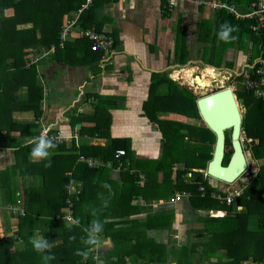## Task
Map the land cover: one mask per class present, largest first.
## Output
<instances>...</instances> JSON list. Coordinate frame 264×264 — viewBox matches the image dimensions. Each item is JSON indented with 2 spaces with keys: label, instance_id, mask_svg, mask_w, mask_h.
Segmentation results:
<instances>
[{
  "label": "trees",
  "instance_id": "1",
  "mask_svg": "<svg viewBox=\"0 0 264 264\" xmlns=\"http://www.w3.org/2000/svg\"><path fill=\"white\" fill-rule=\"evenodd\" d=\"M117 1L93 0L83 7L85 0H0V105L6 102V117L12 126L0 127V146L16 149L15 164L0 173V190L7 200L5 205L0 201V210L5 206L4 210L10 214L14 226V229L0 235V264H124L127 258L136 257L140 258L141 264H168L169 257L175 254L178 264H247L246 261L264 264V96L257 97L255 88L238 85L235 94L244 110L242 130L245 138L252 140L251 152L260 166L252 180L246 183L241 195L227 204L224 199L226 193L221 188L213 187L204 172L206 163L212 157L215 135L205 125L196 123L197 119H201L196 96L170 79L168 72L151 74L141 106L143 115L161 136L158 167L164 169L168 165L171 172L174 169L180 188L178 192H189L183 198H188L193 208L205 211L199 219L203 224L201 229H197L199 240L193 247L169 249L156 242L146 231H124L126 228L114 231L111 227L114 224H133L131 220H104L109 218L104 211L114 208L110 207L111 203L123 207L129 200L108 198L114 190L110 180L104 187L103 192L106 193L99 192L106 194L105 197L94 200L92 209L84 208V204H88L85 195L90 188L96 187L94 179L106 175L112 167L120 168L122 178L128 176L131 179L137 175L131 166L126 165L130 163L128 158L133 152L131 139L112 137L108 127L111 119L101 118V115L110 114V101L115 97L107 100L105 96L95 95V113L79 116L81 123H94L81 127L80 135L108 137L106 145L80 144V147H76L73 144L75 135L65 136L51 130L41 136L43 128L38 121L43 114L46 88L41 83L43 75L39 64L49 61L79 66L107 57L117 45L115 33H110L113 38L111 48L92 50L91 40L81 32L94 28L97 33L106 34L102 28L104 17L100 12L106 4ZM228 1L249 5L252 0ZM161 7L166 8L164 12L171 10L167 0H161ZM223 15L234 20L239 27L241 25L240 32L256 35L248 26L243 27L247 25L246 22L235 20L224 10ZM71 23V31L62 41V30ZM74 28L77 31L74 32ZM258 32L253 37V46H264V27ZM80 51L82 55L78 56ZM176 56L180 65L186 62L180 44L177 45ZM205 63L214 65L211 60ZM261 65L264 66V63ZM190 70L193 68L186 71ZM186 71H183L184 74ZM214 72L212 67L206 66L200 73L206 79H211ZM257 78L254 75L252 80L257 81ZM21 87H26L25 100H21L19 95ZM88 97L83 96V101ZM79 106L73 105L71 111H77ZM18 110L31 112L35 121H13L11 113ZM163 112H173L184 119L161 118ZM57 134L62 136L60 141ZM43 143L50 154H43L40 147ZM120 149L124 150V154L116 157V151ZM41 154L40 159L33 158ZM229 154L223 164H226ZM80 156H98L111 161V167L88 168L78 161ZM10 171L16 174L14 183L8 173ZM29 177H38L40 181L29 184ZM71 177L82 182L83 187H77L80 194L77 199V194L67 188ZM132 187L133 191L138 188ZM217 194L222 197L219 198ZM95 209L101 213L90 215V211L93 213ZM109 238L113 239V248L107 253L102 252L97 242Z\"/></svg>",
  "mask_w": 264,
  "mask_h": 264
},
{
  "label": "crops",
  "instance_id": "2",
  "mask_svg": "<svg viewBox=\"0 0 264 264\" xmlns=\"http://www.w3.org/2000/svg\"><path fill=\"white\" fill-rule=\"evenodd\" d=\"M167 1L170 4L169 9H171L169 12H164L166 8L161 7V0H118L106 4L103 11L100 12L101 16L104 17L102 28L112 41L113 38L110 33H115L118 42L108 56L101 61L96 59L90 64L79 66H71L65 63L56 64L49 61L39 64L40 72L43 75L41 83L46 88V94L42 102L43 114L38 123L43 130H49V132L51 130L54 133L60 132L65 136L75 135L73 144L76 147H80V144L88 146L106 145L108 137L80 135L81 127L92 126L94 123H81L79 116L84 113L89 115L95 113V95L105 96L104 99L107 100H112L115 97L110 101L112 105H109L110 114H106L104 117L101 115V118L107 119L109 117L111 119L108 127L112 137L131 139L133 152L130 154V159L128 158L130 163L127 162L126 165L127 167L131 166V170L137 175L131 179L128 176L122 178L119 175L120 168L112 167L113 169L108 170L106 175L102 174L94 179V182H97L96 187L90 188L85 195L88 204H84V208L92 209L94 200L105 197L106 194H103L106 193L103 192L105 191L104 187L110 180L112 185L110 186L114 187V190L109 193L111 195L108 198L129 200L123 207L119 204L117 207L111 203L110 207L113 206L114 208H108L104 211V214L109 216L104 220L109 222L131 220L133 224V226L131 224L124 226L114 224L111 226L114 231H122L123 228H126L124 231H146L155 238L156 242L168 246L169 249L173 247L181 249L185 246L193 247L195 242L199 240L197 229H201L203 226L199 219L205 214V211L193 208L188 198H183L179 202H171V197L180 188L175 180L174 169L171 172L168 165L164 169L158 167V158L161 154V136L159 131L147 121L141 106L146 96L151 74L153 72H168L170 75L171 72L179 70L178 67L183 66L180 65L176 56V48L180 44L183 56L186 58V64L192 60H195L194 62L198 60L204 66L212 67L215 70H225L227 77L233 78L235 82L234 91L238 85L246 88V78L241 75L243 67L259 62L264 63L263 44L253 46V37L257 36L258 31L264 26L258 30H253V19H239L227 10L214 8L211 3L215 0ZM231 3L235 4L240 11H247L255 3V0H252L249 5ZM223 10L235 20L246 22L247 25L243 27L247 28L248 26L256 35L245 31L240 32L239 29H242V26L239 27V24H236L234 20L226 18L223 15ZM73 31H77V28H74ZM69 39L73 40L72 37ZM77 55L81 56L82 52L80 51ZM206 60L213 61L214 65H207ZM190 68L193 70L186 71L189 68L184 69L186 71L184 75L195 70V66ZM238 79L240 81H237ZM19 92L21 100H23L26 87H21ZM86 95L89 97L83 101V96L85 98ZM255 95L260 96L256 93ZM5 103L0 105V127L2 125L11 126L6 117ZM75 104H80L79 109L82 112L79 109L71 111ZM11 115L15 122L35 121L34 115L24 110L12 112ZM160 117L164 118L165 116L161 115ZM165 118L170 120L184 119L183 116L173 112L168 113ZM105 123L107 124L106 121ZM77 124H80L79 128H77ZM4 132L1 131V133ZM14 132L18 133L15 130ZM43 135L42 132L41 136ZM40 147L44 155L51 153L46 150L44 143ZM15 150V147L0 146V173L15 164ZM41 156L42 154L33 156V158L40 159ZM88 157L102 160L98 156ZM103 161L105 162L104 165L97 168L111 167V161ZM251 163L248 168V178L237 180L240 185L250 182L253 175L258 171L260 162L252 157ZM86 166L92 168L87 164ZM133 171L131 172L133 173ZM169 171L171 175H169ZM8 173H10L14 183L16 174L13 171ZM71 179L76 188L83 187L80 180L71 177L69 181ZM39 181L40 178L38 177H29L28 179L29 184H38ZM100 184L101 186L98 187ZM132 186L138 187L136 191H133ZM139 189L142 190L137 192ZM79 195L78 193L76 199ZM0 201L4 205L7 201L1 190ZM128 202H130L129 205H127ZM99 208L102 207L99 206ZM4 209H6L5 206ZM4 209L0 210L1 236L7 230L14 229L13 220ZM99 213L101 211L95 209L93 213L90 211L89 214ZM110 216L115 217L110 218ZM146 221L148 224H145ZM112 240L111 238L99 239L97 242L99 243L97 244L99 250L105 253L110 251L114 245ZM196 247L200 249L199 246ZM192 260L195 261L194 258ZM141 263L140 258L136 257L127 258L124 264ZM168 264H178L177 254L169 257Z\"/></svg>",
  "mask_w": 264,
  "mask_h": 264
},
{
  "label": "water",
  "instance_id": "3",
  "mask_svg": "<svg viewBox=\"0 0 264 264\" xmlns=\"http://www.w3.org/2000/svg\"><path fill=\"white\" fill-rule=\"evenodd\" d=\"M196 106L204 125L215 135L212 157L206 167V175L217 181L232 183L249 168L247 154L242 143L243 109L231 86L219 88L197 98ZM80 124H77V128ZM227 133L232 152L226 164Z\"/></svg>",
  "mask_w": 264,
  "mask_h": 264
},
{
  "label": "built area",
  "instance_id": "4",
  "mask_svg": "<svg viewBox=\"0 0 264 264\" xmlns=\"http://www.w3.org/2000/svg\"><path fill=\"white\" fill-rule=\"evenodd\" d=\"M93 0H85V4H83V7H87L92 3ZM211 6L218 9H224L227 10L229 13L233 14L236 18L239 19H253L254 23L252 24L253 30H258L262 26H264V0H255V3L250 7L247 11H240L235 4L229 2L228 0H215L211 3ZM72 23L65 27L62 30V33L60 35L61 40L67 39L66 34L69 33L71 30ZM81 34L86 35L92 42V50H98L103 48H109L113 41L112 39L104 34V33H97L94 28L87 29L85 31H82ZM241 75L246 78V87L247 88H255V93L258 95H264V66L261 65V63H257L255 65H245L241 71ZM254 75H257V81H253L252 78ZM81 112V109L79 110ZM48 130H43V134L46 135ZM60 141L62 139V136L60 134H57L56 136ZM249 141H252L251 139H248ZM124 154V150H117L116 151V157L118 155ZM79 161L82 163L87 164L89 167L95 168L101 165H104L103 160H99L95 157H85L80 156ZM247 182L241 184V186H238V188L233 189L232 191L222 189V192L226 193L225 200L227 204H231L238 196L241 195V193L244 190V187ZM217 187V186H213ZM68 189L70 192L78 194L79 190L74 186V182L71 179L68 184ZM202 189V188H201ZM190 193L187 191H181L176 196L171 198V202L179 201L184 196H188ZM219 198L222 196L217 194ZM247 264H263L259 262H253V261H246Z\"/></svg>",
  "mask_w": 264,
  "mask_h": 264
},
{
  "label": "rangeland",
  "instance_id": "5",
  "mask_svg": "<svg viewBox=\"0 0 264 264\" xmlns=\"http://www.w3.org/2000/svg\"><path fill=\"white\" fill-rule=\"evenodd\" d=\"M198 59H201V58H198ZM194 61L195 60H192V61L188 62L187 64L184 63L182 67H178L179 70L174 69L175 71L171 72L170 75H168V77L170 79H173L180 86L185 87V88L189 89L190 91H192V93L196 96V100H197V98L203 96L204 94L211 93V92H213L219 88H222V87H225L228 85L231 86L233 89L235 88V82L233 81V78L227 77L225 70H218V69L215 70L214 68L213 69L216 71V74L219 75V77H217V80H214L212 78L211 79L208 78L209 84L207 86H205L204 88L200 89V87H198L197 85L189 83V81H187L185 79L186 77H185L184 72H183L184 69L195 66V70L193 71V74L198 75V74H200L202 69L206 67L202 63L198 62V60H196V62H194ZM237 81H240V80L238 79ZM161 115L166 117L168 115V113L163 112V113H161ZM196 123L198 125H203V123L200 119H197ZM242 143H243L244 150H245L247 157H248V162H249V164H252L251 162H252L253 155L251 152V141H249L248 139L245 138L244 131L242 133ZM227 151L230 153L232 152L231 146L227 147ZM208 162L206 163V167L208 165ZM248 176H249V169H247L242 174V176H240V178H238L237 180H241V179L244 180V178H248ZM211 179L212 178L208 177V180L212 186H217L218 188L229 190V191H232L233 189L238 188V186H241L237 180H235L232 183H224V182H220V181H213ZM214 182H216V183H214Z\"/></svg>",
  "mask_w": 264,
  "mask_h": 264
},
{
  "label": "bare ground",
  "instance_id": "6",
  "mask_svg": "<svg viewBox=\"0 0 264 264\" xmlns=\"http://www.w3.org/2000/svg\"><path fill=\"white\" fill-rule=\"evenodd\" d=\"M185 77H186L185 79L187 81H189V83L197 85L198 87H200V89L204 88L205 86H207L209 84V80L206 79L205 76H203L201 73L198 75H194L193 72H190V73L186 74ZM217 77H219V75H217L216 72H214L212 79L217 80ZM211 180L217 181L214 178H212ZM214 183H216V182H214Z\"/></svg>",
  "mask_w": 264,
  "mask_h": 264
},
{
  "label": "flooded vegetation",
  "instance_id": "7",
  "mask_svg": "<svg viewBox=\"0 0 264 264\" xmlns=\"http://www.w3.org/2000/svg\"><path fill=\"white\" fill-rule=\"evenodd\" d=\"M226 146H227V147H228V146H231L230 135H229V133H227ZM227 153H228V151H227ZM227 153H226V155H227ZM230 154H231V153H230ZM230 154L228 155V157L230 156Z\"/></svg>",
  "mask_w": 264,
  "mask_h": 264
}]
</instances>
